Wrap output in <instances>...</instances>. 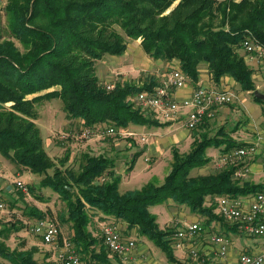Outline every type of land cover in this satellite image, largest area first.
<instances>
[{
    "label": "trees",
    "instance_id": "obj_1",
    "mask_svg": "<svg viewBox=\"0 0 264 264\" xmlns=\"http://www.w3.org/2000/svg\"><path fill=\"white\" fill-rule=\"evenodd\" d=\"M249 34L264 44V0H5L0 10V153L42 175L39 187L58 194L67 209L59 220L69 223L68 239L79 257L92 252L97 241L88 229L91 208L112 217L115 224L136 228L178 264L171 246L173 231L159 226L151 206L171 198L204 215L206 224L218 220L236 229L215 213L216 198L264 191V184L241 183L234 175L241 164L191 174L193 167L209 162L208 147L221 145L220 127L214 135H195L187 153L173 147L162 183L149 181L120 191L121 176L115 173L114 160L104 154L82 153L76 169L54 163L35 123L36 104L60 98L66 119L89 129L161 124L132 99L160 84L154 75L140 84L119 82L107 90L95 72V61L124 52L128 39H140L150 58L176 60L193 82L204 64L214 84L230 76L241 90L264 103L253 95V68L241 50ZM227 141V151L241 146ZM29 191L43 199L35 186ZM23 214L27 219L42 218L48 210L30 207ZM104 250L101 245L93 258ZM35 253L34 248L10 249L0 241V255L11 264H39Z\"/></svg>",
    "mask_w": 264,
    "mask_h": 264
},
{
    "label": "rangeland",
    "instance_id": "obj_2",
    "mask_svg": "<svg viewBox=\"0 0 264 264\" xmlns=\"http://www.w3.org/2000/svg\"><path fill=\"white\" fill-rule=\"evenodd\" d=\"M2 5L0 4V10L2 9ZM128 41L131 43L132 47H137L139 45V39H128ZM130 50L132 49L130 48ZM130 54L131 53L128 52V55ZM112 56L118 57V59H125L127 57V54L126 51L121 52L117 55L105 54L101 59L95 61V72L97 75H101V73H104L111 76L109 80L118 78L119 80L123 81L127 79L125 81L128 83L131 82L133 84H140L144 82V80H146L150 75L155 76V72L158 71L162 73L163 70H165L166 66L163 62H161L160 65L155 63L154 67L151 65H146L144 63L142 66L139 65L141 61H137L138 66L129 65L124 70L122 69V67L121 69H114V66L112 65L114 64V62L111 63L110 61V58ZM105 61H107V63H105ZM152 61L154 62V60ZM120 65L122 66L121 63ZM177 65L178 64L173 63L172 66L174 67ZM199 70L203 73L208 72L207 67L204 64L200 65ZM103 79H99L102 84H105V82L109 81ZM215 87L219 89L225 88L224 86ZM226 89L231 90L230 88ZM232 90L240 95V101L239 103L236 101L233 102L235 99L233 98L230 102H228L230 103L229 105H225L232 109L231 114L228 115L226 119H224V121H226L224 125L225 130L229 133L232 132L231 129L233 128L235 122L239 119V121L242 122H240V125L236 127V130L233 132L236 138L249 139L257 134V130L261 132L263 131V133L261 134L264 135V114L261 113L262 111L260 104L258 105V102H254L250 94H247L245 91H241L238 84L234 83V89ZM260 92L264 93V90L261 89ZM35 108L37 111V118L35 120V123L40 129L43 147L48 153L49 157L54 161V163L61 166V168H78L80 157L82 153H88L86 151L92 152V155L104 154L114 161L118 162V166L114 163V169L115 173L121 176L119 184L120 191L140 188L143 184L149 181L160 184L162 183L165 175L170 169L172 147L169 148V152L167 151L168 149H165L166 145L171 140L170 138L168 139V135L163 136V140L160 142L158 141L159 138L153 140L154 142H156V144L154 145V151L151 153L153 157L148 158L149 161H145V157L149 155V151L148 149L143 148V151H141L140 154L132 162L133 154L138 152L139 149H142V145H145L138 141L139 137L135 139V133H133V131H130L129 129H116L117 132L115 134H106V128L89 129L85 126H82L79 121H69L65 117L62 101L57 97L44 100L41 103H37ZM252 108L255 109V112L250 113L252 112ZM260 113L261 116L259 115ZM148 114L151 118L157 120L158 122L162 121L151 112H149ZM151 125L155 126V132L153 131L154 133L151 135L153 138L158 137L168 130L161 128V124L153 123ZM174 127L175 131H180V129L182 128V124L180 125V123H175ZM211 127H214V133L216 128L219 127V124H217L216 121H213ZM85 129L90 130V134L87 136L83 135V131ZM148 132L146 134H148ZM119 142H122L121 144H119V146L121 145L122 148L119 150L117 149L114 155L109 154L111 153V151L115 150V144ZM128 143H131V148L125 146ZM147 143L148 145L150 144L149 137ZM177 149L181 153H187L190 150V144L178 145ZM126 150H128L127 154L124 152ZM206 155L210 159L209 163L206 164V166L193 167L191 170V174L209 173L213 172L216 169H219L216 168V163L220 158L221 153H219V151L215 147H210L207 148ZM62 164H64V166H62ZM131 164L133 165L131 167V172L129 173L128 169L130 168L129 166ZM0 166L2 169V177L0 178V201L4 204V208L0 211V241H3L5 245L10 249H14L16 247H31L36 249V253L34 254L35 259L39 264H44L46 263V261H44V263L41 262L42 259L40 258V254L46 253V251H48L47 247H45L47 246V244H44L45 246L42 245L36 239V237H34L33 234L30 233L25 222L27 218L26 215L23 214V211L27 210L30 207H37L44 211L48 210L47 215H51L59 221L60 228L66 236L71 232L70 225L67 222L60 221L61 219L59 220V215H61L62 217L66 216V206L59 198L58 194L55 193L51 188L39 187V180L41 179L42 175L31 172L29 169L23 167V165L17 164L14 160L5 157L1 153ZM53 169L54 168H51L49 172L51 173ZM15 180H21L27 187V190L23 191L21 188L17 187L14 183ZM260 180L263 181L262 178H260ZM31 186H35V193H37V195L39 196L41 195L40 197H43V199L37 198L35 195H33V193L29 191V187ZM174 204L175 205L170 207L169 202L165 200L164 202L153 205L149 208L150 211L155 214V216L157 215L156 220L162 229L172 230L174 233V230L177 227H184V221L186 222L185 216L196 218V220H199V222H203L204 216L202 214L192 212L187 205H178L176 203ZM181 206H184L183 210L186 215H180L178 218V212L182 211ZM88 211L90 215H93L92 211H99V214L91 216L92 219L90 220L92 222H90V227L95 231H99L100 222L114 221H111L110 219L112 218L110 217L109 219H106L107 217L104 216V214L98 209L88 208ZM171 212H175V214L171 215ZM100 213L102 216H99ZM170 215L171 218H169ZM93 217L95 218L93 219ZM21 223L24 226H22ZM134 229L136 232L132 235L133 239L137 243L148 247L149 253L156 261H160V263L162 264H173L167 260L166 256L159 247H157L147 237L137 232L136 228ZM202 234L203 233L201 232L199 235H197L207 240V236L209 238L212 233H206L205 236L204 234L202 236ZM246 237L248 236L236 234L233 237L229 236L228 241H234L235 243H237V240H243ZM245 241L250 243L251 245L258 244L259 246H262V243H264V236L247 238ZM203 244H207L209 248L208 243L204 242ZM48 254L49 253H47V255ZM217 259L218 256L215 253H212L211 260L214 262L217 261ZM0 264L11 263L0 255Z\"/></svg>",
    "mask_w": 264,
    "mask_h": 264
},
{
    "label": "built area",
    "instance_id": "obj_3",
    "mask_svg": "<svg viewBox=\"0 0 264 264\" xmlns=\"http://www.w3.org/2000/svg\"><path fill=\"white\" fill-rule=\"evenodd\" d=\"M239 1V0H235ZM5 0H0L2 5ZM241 50L245 60L249 63L255 62L264 70V44L252 35H247L242 41ZM187 75L177 66L171 68L168 78L163 83L153 87L151 90L137 92L134 97L135 104L147 113L151 112L161 120H176L180 115H185L184 124L188 129H195L207 114L213 115V108L230 102L236 94L228 89H217L211 87L197 86L189 98L177 101L173 96V89L185 85ZM115 82L104 84L105 89L112 90ZM106 128V134H115L113 127L97 126ZM96 128V129H97ZM90 134L89 129L83 131V135ZM141 140H145L142 136ZM252 157H258L264 164V149H259V144L248 143L236 146L220 155L217 167L221 168L228 164H241ZM248 171L246 164L237 169L235 176L239 177ZM2 169L0 166V178ZM15 185L23 191L27 187L21 180H15ZM4 204L0 201V211ZM218 213L225 221L237 226L238 230L249 237L264 236V191L255 192L249 196H220L217 205ZM27 228L31 234L38 237L44 244L52 245L55 250V264H79V254L71 240L61 235V228L56 218L49 215L42 218L27 219ZM198 223H185L184 227L175 229L177 238L191 237L201 231ZM103 242L106 248L118 255H127L134 247L135 241L123 236L121 229L113 222H105L102 226ZM211 242L217 246V253L226 255L229 241L218 233H212L209 237ZM195 253V251H192ZM239 264H264V252H242L239 256Z\"/></svg>",
    "mask_w": 264,
    "mask_h": 264
},
{
    "label": "crops",
    "instance_id": "obj_4",
    "mask_svg": "<svg viewBox=\"0 0 264 264\" xmlns=\"http://www.w3.org/2000/svg\"><path fill=\"white\" fill-rule=\"evenodd\" d=\"M136 40V39H135ZM130 48L132 50H130ZM134 50V51H133ZM127 57L125 59H118V57H111L110 61L111 63L114 62V64H112L114 66V69H118L122 67V69L124 70L126 67H128L129 65L131 66H138V62L137 61H141L139 65L143 66V63L146 65H151L154 67V64H159L161 62H163L166 66H165V70H163L162 73L160 72H155V76L158 78L157 80H159V83H163L164 81H166V79L168 78V75L170 73L171 67H173V63L177 64L176 60H171V61H164L162 59H151L142 49L141 44H140V39H139V45L137 47H132L131 43L128 41L127 44V49L125 50ZM128 52H130L131 54L128 55ZM134 52V53H133ZM154 60V62L152 61ZM132 62V63H129ZM105 63H107V61H105ZM120 63L122 64V66L120 65ZM129 63V64H128ZM252 68H253V80L256 86L257 90H264V70H262L255 62H247ZM125 66V67H123ZM158 66V65H157ZM99 79H103V80H109V78H111L110 75L108 74H102L101 75H97ZM127 80V79H125ZM125 80H119L118 78L116 79H111L105 83L108 82H115V83H123ZM234 83H236L234 81V79L230 76H225L222 81L219 84H214L212 79L210 78L209 73H203L200 72L199 73V77L197 82H193L191 81L189 78L188 80L185 82V85L183 87L180 88H174L173 89V94L172 96L177 100V101H181L185 98H189L193 92V90L195 89V87L197 86H204V87H211V88H216L215 86H224L226 88H230L231 91H233L232 89H234ZM237 84V83H236ZM219 89V88H217ZM241 90V89H240ZM243 91V90H241ZM234 92V91H233ZM247 94H250L252 97V94L249 91H245ZM235 93V92H234ZM236 97L234 99L233 102H238L240 101L239 97L240 95L238 93H235ZM135 97V96H134ZM134 97L132 98L134 101ZM252 100L254 102H257L253 99ZM230 103H225L223 105H219L213 108V115L209 116V115H205L203 117L202 122L200 123L199 127L194 130V129H188L185 124V115H180L179 119L176 120H162L159 121L161 123L162 126H160L163 129H168L166 132L162 133L161 135H159L158 137L153 138L151 135L155 132L153 125L151 124H138V123H130L128 128L130 131H133V133H135V139L138 138V141L142 144V149H139L138 152L133 154V157L136 156L137 153H140L141 151H143L144 149H148L149 151V155L147 157H145V161H149L148 158L153 157L152 156V152L154 151V145L156 144V142H154V139H158V141H162L163 140V136H169L168 139L170 138L171 140L168 142V144L166 145L165 149L169 152V148L170 147H176L178 148V145L181 144H190L194 139L195 135L198 134H202V133H207L209 136L210 135H214L216 133V131L220 128L223 127L226 123V121H224V119H226V117L228 115L231 114L232 109L228 106L225 105H229ZM255 104V103H253ZM257 104V103H256ZM260 104L261 106V113L264 114V103H260L258 102V105ZM263 107V110H262ZM253 113L255 112V109L252 108L251 109ZM261 113L259 114L261 116ZM213 121H216L217 124H219V127L216 128L215 132L213 133V128L211 127ZM239 119L235 122L233 128L231 129L232 132H227L225 130V126H224V131L223 133H220L219 139H223L221 142V145L219 146H210V147H215L219 153H224L226 152V148L227 145L229 144V142L227 141V139H230L231 141H234L235 144H240V145H244V144H248V143H255L257 142L259 144V149H264V135H262L261 133H263V131H256L257 134L249 139L247 138H236L234 136V131L236 130V127H238L240 125ZM175 123H180V125L182 124V128L179 130H174V124ZM150 126V127H148ZM159 128V129H161ZM177 128V127H176ZM178 129V128H177ZM257 129V127H256ZM150 131V132H148ZM154 131V132H153ZM192 131V133H191ZM148 132V134H146ZM152 132V133H151ZM150 134V135H149ZM192 134V135H190ZM145 136V140H141L142 136ZM141 136V137H140ZM148 137L150 139V144L148 145L147 140ZM122 142L116 143L115 147L113 151H111V153L114 155L117 151V149H121V145L119 146V144H121ZM131 143H128L127 145H125L128 148H131ZM208 147V148H210ZM171 148V149H172ZM90 154H92V152L90 151H86ZM126 154L128 153V150L124 151ZM122 153V151H121ZM207 153V150H206ZM212 159V158H211ZM114 163L118 166V162L114 161ZM209 163V162H208ZM207 163V164H208ZM242 164H246L248 167V171L244 174L239 176V181L242 183L244 181H249L252 183H263L264 184V164L260 161V159L258 157H252L249 160H247L246 162H242L240 166H242ZM133 165V164H132ZM131 165V167H132ZM206 166V165H205ZM226 166V165H225ZM239 166V168H240ZM131 167L128 169L129 173L131 172ZM121 171V169H120ZM237 171V170H236ZM235 171V174H236ZM119 172V171H118ZM117 172V173H118ZM234 174V175H235ZM260 178L263 179V181L260 180ZM120 184V182H119ZM253 193H245V194H240L237 195L238 197H243V196H249ZM218 199L219 197L216 198V203L218 205ZM167 201L169 202V206H173L175 205L173 203V200L171 198H168ZM182 211L178 212V218L180 215H186L184 213V206H181ZM99 211H92L93 215H90V220L92 219L91 216H95ZM161 212V211H160ZM215 213H218L217 210V206L215 208ZM168 214V211H167ZM175 212H171V215H174ZM171 215L169 216V218H171ZM99 216H102L101 213ZM157 216V215H156ZM204 216V215H203ZM95 217H93L94 219ZM112 218V217H110ZM106 219H109V217H107ZM111 221H113L114 219H110ZM185 220L184 223H198L200 224V226L202 227V230L197 232L195 235L191 236V237H185V238H177L175 236V233H173L171 235L172 238V248H173V253L174 256L177 258V260L179 261L178 264H239V256L242 252H264V243H262V246H259L258 244L256 245H251L250 243L246 242L245 240L247 238H252V237H246L243 240L239 239L237 240V243H235L234 241L229 242L228 245V250L226 255L221 256L217 253V246L211 242V240L208 238L207 236V240L202 238L201 236H198L201 232L204 234L206 233H214V232H219L221 235H223L224 237H226L227 239L229 238V236L233 237L236 234H242L237 228L236 229H232L231 227H229V225L227 223H220L218 220L212 221L210 224H206V217L204 216V220L203 222H199V220H196V218H190V217H186L185 216ZM91 222V221H90ZM89 222V230L91 231L93 237L95 239H97V241L95 242L94 245H92V252L88 253V254H80V262L79 264H162L160 263V261H156L152 255L149 253V249L148 247L137 243L132 235L136 232L134 228L132 229H127L126 224L125 223H121V222H117V226L121 229L123 236L125 238H130L133 239L135 241V247L127 254V255H118L116 253H113L111 251H109L106 246L104 245L103 242V234H102V226L105 222H109V221H102L99 223V231H95L93 229H91V225ZM92 223V222H91ZM113 223H115L113 221ZM224 223V224H223ZM233 226V225H232ZM72 234V229L71 232L69 233V235H64L63 231L61 230V235L64 238H69L70 235ZM198 234V235H197ZM202 234V236H203ZM34 236V235H33ZM246 236V235H244ZM36 237V236H34ZM36 239L42 244L44 245V243L38 238L36 237ZM203 239V240H200ZM204 242L209 244V248L207 244H203ZM101 245L103 246V248L105 249L104 254L103 255H98L96 258H93V255L96 256V254L99 253L100 251V247ZM211 245V247H210ZM45 246V245H44ZM47 247L48 251H46V253L40 254V258L42 259L41 262L44 263V261H46V263L44 264H55V250L53 248L52 245H47L45 246ZM162 251V250H161ZM192 251H195V253H193ZM163 252V251H162ZM47 253H49L47 255ZM164 253V252H163ZM212 253H215L218 256L217 261H212L211 260V255ZM165 255V254H164ZM166 256V255H165ZM167 258V257H166ZM168 260V258H167ZM215 260V259H214ZM169 262H171L170 260H168ZM173 264H176L174 262H171Z\"/></svg>",
    "mask_w": 264,
    "mask_h": 264
},
{
    "label": "water",
    "instance_id": "obj_5",
    "mask_svg": "<svg viewBox=\"0 0 264 264\" xmlns=\"http://www.w3.org/2000/svg\"><path fill=\"white\" fill-rule=\"evenodd\" d=\"M253 95L261 100H264V93H261L259 90L255 89Z\"/></svg>",
    "mask_w": 264,
    "mask_h": 264
}]
</instances>
